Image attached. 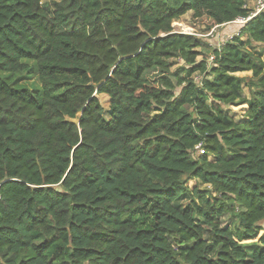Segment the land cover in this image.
Returning a JSON list of instances; mask_svg holds the SVG:
<instances>
[{
	"label": "trees",
	"instance_id": "16d2710c",
	"mask_svg": "<svg viewBox=\"0 0 264 264\" xmlns=\"http://www.w3.org/2000/svg\"><path fill=\"white\" fill-rule=\"evenodd\" d=\"M248 1L0 0V264H264V10ZM187 12L207 30L248 19L198 60L208 44L172 26Z\"/></svg>",
	"mask_w": 264,
	"mask_h": 264
},
{
	"label": "rangeland",
	"instance_id": "374dc122",
	"mask_svg": "<svg viewBox=\"0 0 264 264\" xmlns=\"http://www.w3.org/2000/svg\"><path fill=\"white\" fill-rule=\"evenodd\" d=\"M247 5L249 8L252 9L251 10L252 12H254L258 7V4L255 0H249L247 2ZM190 16H191V12H187L186 14L182 15L178 20L174 21L172 23V26H173L174 31L180 32V33L194 34L204 39V41L208 44L209 48L204 50V52L200 56H198L197 58L198 60L201 59L202 56H207L209 59H211V57H209L211 49L214 46H218L219 44L223 43L224 41L231 38L232 36L237 35L240 31L241 26L243 25V23L238 21L237 19L231 23L222 24V25H219L212 29L207 30L203 26L192 24L190 22ZM242 37L245 38V35H243ZM253 45L255 46V48H258V49L262 47L261 44H258V43H254ZM182 64H183L182 60H176L172 64V69H175L176 67ZM158 72L159 70L148 71L144 75V77L147 80H152L157 76ZM29 75L30 74L23 76L20 79L19 84L25 87H29V88H34L36 86H39L40 83L38 79L36 78V76H29ZM237 75L244 77L245 82H243L242 88H243V92L245 93L246 97L249 98L251 95L250 93L251 88L248 86V82L250 81L252 73L250 71H244V72H238ZM200 77H201L200 75L196 73L194 74V79L196 82L199 81ZM97 96L104 110L107 111L109 108L108 97L105 94H98ZM229 109H230L229 111L230 114L233 115L236 120H242L244 117V112L247 109V105L246 104L231 105L229 106ZM198 154H200V152L193 153L194 157L198 156ZM208 159L213 160L214 158L212 156H208ZM187 184L189 187H194L195 185H198L200 188L205 187L204 183L200 182L199 180L193 179V178L188 179ZM261 225L264 227V220L261 222ZM262 233H263V230H260L259 235H261ZM257 238H255L254 240H256Z\"/></svg>",
	"mask_w": 264,
	"mask_h": 264
},
{
	"label": "built area",
	"instance_id": "2783aa9c",
	"mask_svg": "<svg viewBox=\"0 0 264 264\" xmlns=\"http://www.w3.org/2000/svg\"><path fill=\"white\" fill-rule=\"evenodd\" d=\"M255 1L257 2L258 7H257V9H256L252 14H256V13H258V12L264 10V0H255ZM247 19H248V18L240 17V18H238V21L244 23V22H246ZM195 149H196L198 152H200V153H203V151H204V150H203V147L201 146V144H197V145L195 146Z\"/></svg>",
	"mask_w": 264,
	"mask_h": 264
}]
</instances>
